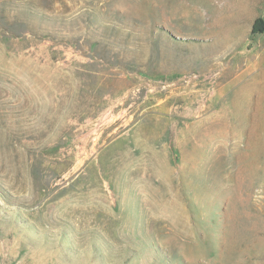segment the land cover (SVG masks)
Returning <instances> with one entry per match:
<instances>
[{
	"label": "rangeland",
	"instance_id": "374dc122",
	"mask_svg": "<svg viewBox=\"0 0 264 264\" xmlns=\"http://www.w3.org/2000/svg\"><path fill=\"white\" fill-rule=\"evenodd\" d=\"M264 0H0V264H264Z\"/></svg>",
	"mask_w": 264,
	"mask_h": 264
},
{
	"label": "trees",
	"instance_id": "16d2710c",
	"mask_svg": "<svg viewBox=\"0 0 264 264\" xmlns=\"http://www.w3.org/2000/svg\"><path fill=\"white\" fill-rule=\"evenodd\" d=\"M264 25H262L259 29L263 28Z\"/></svg>",
	"mask_w": 264,
	"mask_h": 264
}]
</instances>
